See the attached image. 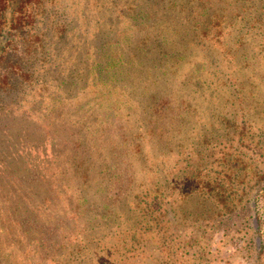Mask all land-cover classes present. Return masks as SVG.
Returning <instances> with one entry per match:
<instances>
[{
    "label": "trees",
    "instance_id": "trees-1",
    "mask_svg": "<svg viewBox=\"0 0 264 264\" xmlns=\"http://www.w3.org/2000/svg\"><path fill=\"white\" fill-rule=\"evenodd\" d=\"M224 1L0 0V117L25 114L49 134L65 133L61 146L73 152L67 166L78 188L58 175L44 183L37 175H17L20 185L1 183L0 237L8 243L0 241V249L7 248V264L228 263L214 236L222 229L223 244L235 243L231 216L256 207L257 194L240 184L264 179L258 170L246 175L244 158L249 149L251 159L264 152V125H251L249 137L243 123L230 125L234 118L216 113L225 125L166 142L162 165L145 144L171 104L191 108L197 122L200 98L214 101L220 87H230L234 55L225 40L238 24L225 14ZM226 3L237 9L239 26L251 30L245 49L251 62L263 58L264 0ZM242 37L234 44L241 46ZM173 83L187 90L174 94ZM112 126L118 132L110 136ZM227 136L228 147H221ZM206 143L214 151L208 167ZM117 152L147 162L138 181ZM63 188L77 194V203L51 213ZM250 222L253 236L239 246L249 264H264L255 215Z\"/></svg>",
    "mask_w": 264,
    "mask_h": 264
},
{
    "label": "rangeland",
    "instance_id": "rangeland-1",
    "mask_svg": "<svg viewBox=\"0 0 264 264\" xmlns=\"http://www.w3.org/2000/svg\"><path fill=\"white\" fill-rule=\"evenodd\" d=\"M226 2H229V0H225L221 3L222 6L227 8L225 9V14H233L234 17L232 19L236 18L237 21L234 22H237L236 24H238V26H234L233 29H230V31L233 30V35L229 34L226 36L225 40L226 44H229L228 47H231V49L233 48L232 54L234 55V57L229 60L232 62H228L230 63L228 69L229 67H235L233 71L227 70L229 73H233L229 76L231 78V82H228L230 87H220L216 95H214L217 98L214 101H210L209 97L205 95L200 98V112L203 118L201 120L199 119L197 122L195 121L191 108L184 111L176 107L178 103L175 105L171 104L170 112L167 111L169 113L159 117L155 135L153 137L151 136L150 139L145 142L146 148L151 147L152 151L155 153L154 155L157 159L156 162L166 159L161 153L164 149V145H168L166 142L169 141L170 144H172L173 141H176L180 137L192 136L198 128L207 129V131L209 128L217 129L219 122L221 123V119L216 117V113H223V117L225 115V118H234V120H230V125H233L234 122L239 125L243 123L244 131L249 137H251V131H254L251 130V125H254V129L258 126L261 127L264 125V57L261 58L258 56L259 58L254 59V61L251 62V52L248 53L245 50L246 48H251V34H248L251 30L249 29L247 32V26H239L240 17L236 14L237 9H229ZM239 35H243L241 39H243L242 41H244V43L241 46L234 44L239 43L236 40ZM171 89H175L174 94L176 93L179 95L182 93L181 90H187L175 87L174 83L172 84ZM229 90H231V92H228ZM228 94V100H231L232 97H236L235 99L237 100L233 102L230 100L227 101L225 97L228 96ZM238 101L240 102L238 103ZM182 107L183 105H181V108ZM212 113H215V117L211 116ZM180 114L183 115L181 116ZM111 122L113 125L117 124V121L112 120ZM221 124L225 125L224 123ZM231 129L233 128H227L226 131H232ZM262 131L264 132V129H262ZM109 132L111 133V136L113 133H117L118 130L115 126H112ZM255 134H259L258 131H256ZM65 136L66 134L59 130L52 134L47 133L39 123L25 114L0 117V186L4 185L1 184L4 180L9 181V185L12 182L20 185L18 180L16 182L17 175L25 177L24 179H30L37 175L36 179L39 181L37 183H44L45 179H50V176L58 175L59 178H63L64 181L67 182V185L65 184L66 186L76 188L74 184H71V182L76 181V175L72 168L69 167L68 169L67 166L69 157L70 155H73V152H70L69 150L64 151L66 147L64 146V148L61 146L64 142L63 139ZM228 137L230 138V136H227L220 139L222 140L221 147H228L229 142L226 141ZM235 138H238V136ZM154 139L156 140L154 141ZM84 142L86 143L87 141ZM91 142L92 140L90 139L87 144L90 145L89 143ZM68 144H70V142ZM236 144L243 148V142L240 143L239 139L236 141ZM89 148L88 153L92 154L94 149H91V146H89ZM229 149H232V147L230 146ZM116 150L117 149L114 148V152ZM236 151H243V149H237ZM213 152L212 145L206 143L204 156L207 167L211 164V154H213ZM244 153V158L246 159V175L252 176L253 171L255 172L257 170L261 175L264 174V152L262 154L255 153L252 159L251 149ZM117 154L119 155V159L123 166L131 169L134 173L133 177L138 181L144 174L142 173V169H146L147 162L145 163L144 161L138 160V153L133 156L130 153L125 154V152H117ZM170 160L172 164L173 160L171 157ZM162 162L165 164V161H161L160 165H162ZM153 164L154 163H152V165ZM156 166L157 165L154 164L152 170L157 174L156 176L161 175L160 171H157L158 168L160 169V166H157V168ZM58 169L61 170V174L57 172ZM123 169L124 168H120V171ZM151 175L153 176L152 173ZM8 184L6 183L5 185L8 186ZM240 186L245 187V189L250 190V192L251 189H253V193L257 194L256 207L253 209L248 205H245V211L239 210L238 214L231 216L230 222L228 223L230 225V230L228 232L233 234L235 231V238L233 240L235 241V243H233L234 245L223 244V238L225 235L223 236L222 229L218 230L219 232L215 234L214 239H222L219 247L222 252L221 256L225 259L227 255H230L228 263L221 262V264H249V262H251V256L247 257L246 250H244L245 247H240L239 243L246 238H252L253 230L250 221L252 220L253 215H255L258 220L259 235L264 242V179H259L257 183L255 178L251 177V180L246 178L245 181L241 182ZM71 188L62 189L65 195L61 194L63 196L60 198L59 202H54L55 204H53V207L51 206L52 208L48 209L51 213H56L58 211L61 213L69 201L77 203V194L70 190ZM67 190L69 191L67 192ZM89 198H92V200H98V197L95 195H91ZM66 211L67 210L65 209L63 212L66 213ZM51 213L48 212L47 214ZM64 216H66V214ZM244 217L247 219H244ZM1 238L2 237H0L2 245H6L8 242ZM6 249L7 248L4 247L0 249V264H7L11 260Z\"/></svg>",
    "mask_w": 264,
    "mask_h": 264
}]
</instances>
